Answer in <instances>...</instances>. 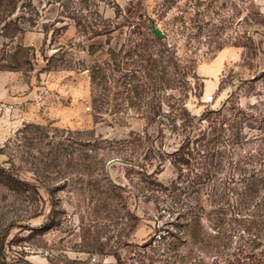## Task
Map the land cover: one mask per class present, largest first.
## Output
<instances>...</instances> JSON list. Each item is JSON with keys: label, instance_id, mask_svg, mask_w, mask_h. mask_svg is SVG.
I'll return each mask as SVG.
<instances>
[{"label": "rangeland", "instance_id": "rangeland-1", "mask_svg": "<svg viewBox=\"0 0 264 264\" xmlns=\"http://www.w3.org/2000/svg\"><path fill=\"white\" fill-rule=\"evenodd\" d=\"M152 25L182 58L179 70L198 77L191 91L162 97L178 129L148 122L146 99L91 83L93 65L114 72L129 52L157 53L163 42H152ZM183 100L195 119L215 110L199 126L215 130L204 140L199 129L193 134L223 153L219 180L240 167L264 175V0H0V165L37 185L0 181L6 260L212 264L239 235L246 240V227L264 236L262 201L221 196L219 180L202 176V158L178 178L168 155L181 138ZM151 145L164 153L161 164L143 157ZM51 209L55 224L46 227ZM190 210L201 215L204 241H160L158 234L179 232ZM218 228L222 244L214 248Z\"/></svg>", "mask_w": 264, "mask_h": 264}, {"label": "trees", "instance_id": "trees-1", "mask_svg": "<svg viewBox=\"0 0 264 264\" xmlns=\"http://www.w3.org/2000/svg\"><path fill=\"white\" fill-rule=\"evenodd\" d=\"M149 33L154 44L163 42L157 53H154L153 51L149 53H140L137 51L129 52L126 58L130 62L128 61L129 63H125V67L123 68L119 65L121 62L116 63L115 68L113 69L115 70L114 72L105 67L93 65L90 68L91 83L96 87L100 84H103V86L105 85V88L108 91L110 89H123L122 91L132 93L133 98L146 99L145 116L146 119H148V122L159 120L161 123L165 122L173 126V129H178L174 123L175 117H169L170 114L163 111L162 105L164 103V99H162V97L168 90H175L177 88H179V90L184 89L191 91V89L195 88L198 77L193 72L188 73L185 71L184 65L182 70H179L180 65L183 64L181 60L182 58L175 56V51L173 52L171 48L167 46V44L164 42V34L162 37L155 36L152 33L151 27H149ZM112 58L113 60L115 59L113 52ZM201 87L203 88L202 83L200 88ZM187 91H185V97H188ZM179 109V115L181 116L180 119L182 120L179 126L181 138L178 146L172 151L170 155H168L170 157V163L176 168L178 178L181 177L183 170L192 169V167L187 166L193 164V160L197 158L196 156H198L202 158L205 165L202 167V170L205 172L202 176H205L206 179L213 182L219 180L217 177L224 169V167H222L223 153L218 149L214 150L206 145H204V148H202L203 146L200 145L201 143L199 144L196 142L197 139L193 134L197 129H199V133L202 134V137L199 139L204 140L208 134H211L212 131L215 130L214 125L210 124L211 122L208 123V127L203 129L199 128L200 121L203 122L204 120H208V116L214 113L215 110L206 109V112L201 115L199 120L195 119L194 115L191 116L188 113L184 100L181 102V108L179 107ZM227 122L228 119L224 116H222L219 120V124H221V126L228 124ZM31 127L38 129L37 125H32ZM230 128H233L232 124H230ZM238 131L239 130L237 129L235 133L236 136L238 135ZM194 141L196 142L195 144ZM143 157L148 161L147 163L149 165L152 164L151 162L153 159H156L157 164H161V162L165 160L164 153L155 148L153 145L148 147ZM147 163L140 164L137 161L134 163V165H137L138 167H145ZM260 171L261 170L247 167H240L236 174L232 171H229V173H227L229 176H227V174L224 175V177L219 180V183L216 186L214 185V190L216 191L220 186V189L223 192L221 196H229L231 193V195H235L238 197V200L245 204H257V202L262 201V205H264V175H262ZM0 181L4 182V184L8 186L18 184L21 186V188L37 187L35 183L21 179L16 173L13 172L11 166L4 167L0 165ZM111 186L113 185L111 184ZM44 189L49 196L53 192L52 187L44 186ZM108 189L110 190V188ZM198 190L199 189L195 188L192 190V192L194 191L196 193ZM51 211V214H49L48 217V222L44 224L46 227L53 226L55 224L53 219V209H51ZM235 212L236 214L240 213L239 210H236ZM182 218V221L178 223V226H180L178 227L179 232L173 234L167 231L161 235L158 234L157 237L159 240L161 241L168 238H174L179 243H182L183 241H189L192 243L203 242L204 233L201 227V215L190 210V214L183 215ZM219 222L221 224V219ZM8 226L9 224L7 227ZM7 227L4 229H7ZM4 229L0 231V264H12L6 260V255L4 253V240L7 235V232H5ZM215 232L216 236L214 237L218 240L213 243V245L214 248H217L220 244H222L220 239L221 235H219V228ZM244 233L246 235L245 241L243 240L242 235H239L238 245L234 246L230 253H228L227 256L221 260L219 259L221 256L217 255L214 258L212 264H264V236L259 235L258 232L251 231L250 227H246L243 231V234ZM226 238L227 239L225 242H223V244L230 246L231 242L229 236H226ZM153 241H155L154 234H152L150 238L144 243V246L150 245ZM172 242L174 241L170 239L168 244H171ZM116 264H122L118 256H116Z\"/></svg>", "mask_w": 264, "mask_h": 264}, {"label": "water", "instance_id": "water-1", "mask_svg": "<svg viewBox=\"0 0 264 264\" xmlns=\"http://www.w3.org/2000/svg\"><path fill=\"white\" fill-rule=\"evenodd\" d=\"M151 30H152V33L155 35V36H157V37H162V33H161V31L158 29V28H156V27H154L153 25L151 26Z\"/></svg>", "mask_w": 264, "mask_h": 264}, {"label": "crops", "instance_id": "crops-1", "mask_svg": "<svg viewBox=\"0 0 264 264\" xmlns=\"http://www.w3.org/2000/svg\"><path fill=\"white\" fill-rule=\"evenodd\" d=\"M107 264H115V263H107Z\"/></svg>", "mask_w": 264, "mask_h": 264}, {"label": "built area", "instance_id": "built-area-1", "mask_svg": "<svg viewBox=\"0 0 264 264\" xmlns=\"http://www.w3.org/2000/svg\"><path fill=\"white\" fill-rule=\"evenodd\" d=\"M208 98H210V97H208Z\"/></svg>", "mask_w": 264, "mask_h": 264}]
</instances>
